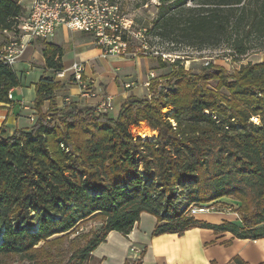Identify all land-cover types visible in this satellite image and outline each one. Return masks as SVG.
Masks as SVG:
<instances>
[{
	"label": "trees",
	"instance_id": "trees-1",
	"mask_svg": "<svg viewBox=\"0 0 264 264\" xmlns=\"http://www.w3.org/2000/svg\"><path fill=\"white\" fill-rule=\"evenodd\" d=\"M156 7L146 34L168 45L159 56L177 45H227L234 58L264 52V0H158ZM26 14L22 0H0V33L16 36ZM44 44L47 68L62 71L63 48ZM163 78L165 87L152 81L151 95L131 94L116 116L77 101L58 107L60 83L39 79L35 122L12 133L0 127V264H55L54 251L72 234L81 245L65 264H86L110 232L130 234L143 213L157 218L154 236L204 228L232 234L223 244L264 238V61L232 74L214 65L193 74L177 61ZM22 84L0 58V103ZM141 122L157 136L133 132ZM222 199L236 202L221 204L238 220L214 224L190 214ZM88 220L100 228L82 232ZM228 264L250 263L236 255Z\"/></svg>",
	"mask_w": 264,
	"mask_h": 264
},
{
	"label": "crops",
	"instance_id": "crops-1",
	"mask_svg": "<svg viewBox=\"0 0 264 264\" xmlns=\"http://www.w3.org/2000/svg\"><path fill=\"white\" fill-rule=\"evenodd\" d=\"M4 34L2 35L9 36V39H5L4 42L0 41L1 45L14 38L8 32H4ZM91 35V33L61 26L55 36L49 40L63 48V70H68L75 63H82L85 66L83 78L91 83V94L83 95L82 88L74 79L71 70H68L65 76L57 77L53 69L47 68L43 52L45 41L35 39L13 65L23 84L10 90L12 93L11 102L0 103V127L5 125L12 133L16 128L30 127L35 122L37 118L34 109L37 96L35 84L43 75L55 77V80L60 83V87L55 93L58 107H64L71 101H77L82 106L95 107L106 95H111L114 109L110 113L116 116L131 94L141 98L148 96L149 88L145 83L158 81L168 74L163 72L166 67L156 66L151 59L147 64L144 63L142 59L146 57L132 58L104 53L95 37ZM150 73L154 74V78L150 76ZM127 84L132 86L127 87ZM49 107L50 102L46 101L44 109L47 110ZM214 214L220 217L225 216L221 213H207L206 217L201 215L199 218L210 221L209 215ZM143 220H148L149 224L146 228L143 227ZM218 222H222V219ZM156 224L155 216L143 213L140 222L134 226L130 234L110 232L107 242L101 244L93 252V256L100 258L101 264H109L115 256L112 254L116 252L113 245L111 248L107 247L110 245L109 240L115 236H122L129 241V247L133 246L137 251L142 250L141 264H211L214 259L218 260V264H228L236 255L242 256L252 264L264 261V238L259 240L235 238L232 240L228 255H226V249H223L224 259L220 260L222 256L219 250L223 246L221 243L231 239L232 234H215L210 229L194 228L186 231L183 235L165 233L154 236L153 231ZM135 251L131 252L130 249L126 251L120 264L131 260Z\"/></svg>",
	"mask_w": 264,
	"mask_h": 264
},
{
	"label": "rangeland",
	"instance_id": "rangeland-1",
	"mask_svg": "<svg viewBox=\"0 0 264 264\" xmlns=\"http://www.w3.org/2000/svg\"><path fill=\"white\" fill-rule=\"evenodd\" d=\"M30 1L31 0H22L23 5H25L27 9L29 7L28 3ZM97 2L98 4L103 3V5L106 2H109V5L114 4L115 6H117V10L115 9L112 10L111 8H109L112 12H110V14L108 15L110 17L114 16L113 11L115 12V17L118 22L117 34L120 35L121 38L123 35H125L128 39L127 51L124 54H121L120 56L132 57V58L146 57L142 59L144 63L147 64L150 61L149 59H151L152 61H154V64L156 66H162L161 63L164 62L166 63L165 66L166 68L165 70H163L164 73L169 74L174 69V64H176L177 61H179V64L184 67L185 71L193 74H200L204 67L210 65L223 67L227 72L232 74L235 71H238L243 65L264 61V52L256 51V50L251 51L250 53L242 57L234 58L230 56L229 54L230 50L227 45H222L216 48H207L203 50L177 45V46H172V48L174 47V49L165 53L164 56L163 55L159 56L156 51L163 49V47H168V45L166 43L163 44L158 38H155L153 35L146 34V30L150 27L151 22L156 15L157 12L156 6L158 4V0H97ZM4 35H8V34H4ZM4 35L0 33L1 42H4L5 39H9V36H4ZM145 45L147 46V48H145ZM0 48H1V44H0ZM113 54H117V53H113ZM149 54L151 55L149 56ZM168 74H165L164 76ZM167 84L168 83L165 78L159 79L158 85L156 86V90L162 89ZM149 95H151L150 91L148 96ZM167 110L168 108H164V111ZM133 132L139 135H141V133H146L150 135L158 134V132L153 130L146 122H141L139 126L134 128ZM224 202L236 203L235 201L229 199L220 200V202L217 205H215V208L211 210L209 213H221L223 215L225 214V216L220 217L219 215H215V214L209 215L210 216L209 222L218 224L219 223L218 221L220 219H222V221L224 219L230 221H236L239 219V216L236 212L230 211L231 210L230 205L224 206L221 204ZM206 214L207 213H203V214L200 213V214H196V216L200 217L201 215H203L204 217H206L207 216ZM143 222H144L143 227L146 228L147 224H149L148 220H143ZM100 226H101V222L99 220H88L81 226L80 229L82 232L87 233L99 229ZM74 236L75 234L68 236L60 245L61 246L59 247L60 249L58 251H54V253L56 254V258L54 261L55 264H65L68 261L72 251L81 245L80 239L76 241L72 240ZM109 242L110 245H108L107 247L111 248V245H113L116 249V252L112 254V256L114 255L115 256L110 260L109 264H120L121 259L123 258L126 251H128L129 249L131 250V252H134V250H136L135 254H133V257L131 258L130 261H134L135 263L139 261L142 250L137 251L135 247L133 246L129 247L128 245L129 241L125 237L115 236L114 238L109 240ZM221 244L223 246L219 250L222 256L220 257V260H223L224 257L222 251L223 249H226L225 252L226 255H228V253L230 252V247L232 245V242L229 244H223V243ZM214 261L218 262V260L214 259L211 261V264H213ZM8 264H29V263H27L26 261L20 262L18 261V258H14V259H10L8 261ZM86 264H101V259L98 258L97 256H93L92 260Z\"/></svg>",
	"mask_w": 264,
	"mask_h": 264
},
{
	"label": "built area",
	"instance_id": "built-area-1",
	"mask_svg": "<svg viewBox=\"0 0 264 264\" xmlns=\"http://www.w3.org/2000/svg\"><path fill=\"white\" fill-rule=\"evenodd\" d=\"M109 8L117 10L114 4L109 5V2L104 5L98 4L97 0H32L25 18L19 25L18 34L10 42L1 45L0 58L13 66L33 40L49 41L61 26L91 33L106 54H124L127 51V41L117 34L118 22L115 12L113 11L114 16L110 17L108 14L112 11ZM68 70L73 72V77L81 86L83 95L89 96L91 83L83 78L85 66L82 63H75ZM68 70L57 72L56 76L63 77ZM150 76L154 78L153 73H150ZM145 85L150 88L151 82L148 81ZM9 98H12L11 91ZM95 108L102 113L112 111L113 97L106 95ZM214 208V205L193 206L190 214L209 213Z\"/></svg>",
	"mask_w": 264,
	"mask_h": 264
},
{
	"label": "bare ground",
	"instance_id": "bare-ground-1",
	"mask_svg": "<svg viewBox=\"0 0 264 264\" xmlns=\"http://www.w3.org/2000/svg\"><path fill=\"white\" fill-rule=\"evenodd\" d=\"M155 133V132H154ZM141 135H142V137L144 138V139H153L154 137H156L157 135L156 134H146V133H141ZM0 238H1V236H0Z\"/></svg>",
	"mask_w": 264,
	"mask_h": 264
},
{
	"label": "water",
	"instance_id": "water-1",
	"mask_svg": "<svg viewBox=\"0 0 264 264\" xmlns=\"http://www.w3.org/2000/svg\"><path fill=\"white\" fill-rule=\"evenodd\" d=\"M2 242V239L0 238V243Z\"/></svg>",
	"mask_w": 264,
	"mask_h": 264
}]
</instances>
